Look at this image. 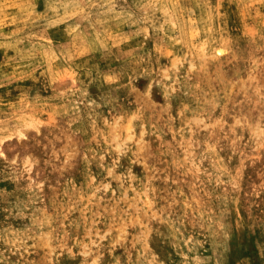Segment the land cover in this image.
<instances>
[{"label": "rangeland", "instance_id": "obj_1", "mask_svg": "<svg viewBox=\"0 0 264 264\" xmlns=\"http://www.w3.org/2000/svg\"><path fill=\"white\" fill-rule=\"evenodd\" d=\"M0 264H264V0H0Z\"/></svg>", "mask_w": 264, "mask_h": 264}, {"label": "bare ground", "instance_id": "obj_2", "mask_svg": "<svg viewBox=\"0 0 264 264\" xmlns=\"http://www.w3.org/2000/svg\"><path fill=\"white\" fill-rule=\"evenodd\" d=\"M222 52H223V51H222V50H220V51L218 52V54H219V53H222Z\"/></svg>", "mask_w": 264, "mask_h": 264}]
</instances>
